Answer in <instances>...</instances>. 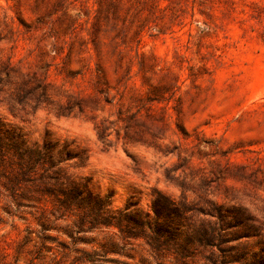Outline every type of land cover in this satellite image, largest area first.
<instances>
[{"label":"rangeland","instance_id":"1","mask_svg":"<svg viewBox=\"0 0 264 264\" xmlns=\"http://www.w3.org/2000/svg\"><path fill=\"white\" fill-rule=\"evenodd\" d=\"M0 122L115 210L214 203L249 218L225 256L264 248V0H0ZM56 208L1 199L0 264H174Z\"/></svg>","mask_w":264,"mask_h":264},{"label":"trees","instance_id":"2","mask_svg":"<svg viewBox=\"0 0 264 264\" xmlns=\"http://www.w3.org/2000/svg\"><path fill=\"white\" fill-rule=\"evenodd\" d=\"M76 161L84 163L67 144L48 141L30 145L0 122V200L7 201L9 212L23 214L40 208L48 199L55 202L62 217L75 218L79 232L85 228L117 229L122 240H144L155 258L169 256L174 264H190L199 257L206 264H264V248L250 256L224 254L234 250L224 245L241 238L244 232L239 228L247 226L249 218L241 212L210 203L209 209L199 211L212 219L201 220L196 226L190 222V214L197 208L161 192L148 210L132 201L115 210L109 196L95 194L88 181L69 176L67 169Z\"/></svg>","mask_w":264,"mask_h":264}]
</instances>
